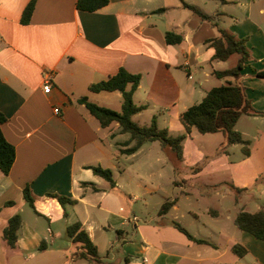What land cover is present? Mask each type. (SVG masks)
<instances>
[{
	"label": "crops",
	"instance_id": "obj_1",
	"mask_svg": "<svg viewBox=\"0 0 264 264\" xmlns=\"http://www.w3.org/2000/svg\"><path fill=\"white\" fill-rule=\"evenodd\" d=\"M30 1L0 0V112L7 119L2 124V132L16 150L9 174L0 172V262L264 264V240L255 239L234 224L240 211L264 210V206L248 210L249 202H243L241 192L236 201L234 188L243 189L245 185H225L230 189L225 188L219 195L215 208L207 209V214L216 220L227 212L234 229H227L223 220H219L222 226L212 227L206 236H196L186 228L196 239L207 240L209 244L194 242L171 226L175 220L167 219V215L178 209L177 198L165 197L143 222H139L134 212L129 214L132 208L124 212L123 205L129 202L127 196L132 202H138L140 189L156 192V188L145 185L138 169H133L126 177L128 169L119 165L121 156L135 158L147 143L132 155L122 154L121 149L129 138L115 141L121 134L118 124L102 128L79 102L86 97L106 108L116 103L117 108L109 109L117 111L120 107L121 110L120 92L96 93L89 87L125 68L141 76L133 102L137 106H147L134 119L142 117L150 106L166 113L173 109L180 119V115L199 103L209 90L233 80L214 75L216 71L227 70L216 69V64L225 63L236 55L226 61L212 60L215 51L208 41L219 36L218 28L185 8L180 0H109L96 12L77 10V0H35L30 22L24 25L21 18ZM253 1H219L217 10L212 14L204 13L215 15L218 27L236 39H247L246 47L252 61L262 59L263 66L256 64L250 71L247 70L252 66L251 60L248 62L240 79L242 85L246 71L255 76L264 69V30L261 26L264 25V6L258 7L255 16ZM230 6L234 9H228ZM160 9L165 10L157 12ZM171 9L177 14L170 17ZM239 11L244 14L243 20L236 14ZM163 14L169 16L168 23L159 25ZM227 19L230 25L222 27L221 23ZM168 31L182 36V42L168 45L165 41ZM48 75H51V90L45 93ZM244 87L249 99V88ZM112 144L119 148L114 151ZM98 166L113 172L114 187L94 174L91 167ZM180 185L181 193H187L185 184ZM26 186H30L39 214L24 200ZM227 195L232 196L235 205L232 210L222 207ZM56 196L70 198L76 203L63 206ZM10 201L14 205L6 206ZM166 201L175 203L162 216L159 211ZM241 202V207L237 208ZM26 205L48 222L44 231L35 221L26 220ZM16 214L21 215L22 226L17 246L10 251L2 240V232ZM77 221L96 245L98 259L81 258L77 254L80 245L67 237V227ZM130 227L132 232L128 231ZM101 233L115 234V243L109 240V250ZM215 236L219 240L216 241ZM42 241L45 250H39ZM236 244L244 246L248 254L242 258L234 254L232 247ZM115 248L120 249L121 257L109 254ZM102 250L106 251V256L102 255Z\"/></svg>",
	"mask_w": 264,
	"mask_h": 264
},
{
	"label": "rangeland",
	"instance_id": "obj_2",
	"mask_svg": "<svg viewBox=\"0 0 264 264\" xmlns=\"http://www.w3.org/2000/svg\"><path fill=\"white\" fill-rule=\"evenodd\" d=\"M185 1L206 14H212L220 4L216 0ZM252 3L254 7L253 14L257 16L258 7L264 6V0H254ZM167 9L169 10V8ZM228 9L233 10L234 8L230 6ZM170 11V17L177 14L174 9ZM236 14L240 20H243L244 14L241 11ZM168 17L163 14V20L159 21V25L161 23L163 25L167 24ZM221 25L228 28L230 20L227 19ZM261 26L264 30L263 23ZM237 58V55H234L229 61L216 64V69L224 70L234 67ZM257 60L252 61L251 58L252 66H249L247 71L255 68L256 64L260 66L262 59L257 58ZM247 71L243 74V86L249 88L248 95L254 108L264 111V79L250 76ZM109 108H117L116 103H112ZM119 108L116 110L120 111ZM162 110L150 106L142 117L134 120L141 125H149L152 120L149 118L154 115L158 126L167 129L171 135L185 134L186 132L175 110L172 109L167 113ZM234 129L242 135L243 139L249 141V156L244 154L242 145H227L226 138L222 133L203 135L196 129H193L191 137L187 136L183 142L181 162L175 160L173 155L169 154L170 152L163 150L157 141L147 143L135 158L127 159V156H121L119 165L128 169L125 174L126 177L131 174L130 171L138 169L143 176L145 185L150 189L152 187L156 188V192L150 193L140 189L138 202H132L133 200L127 196L129 202L123 205L124 212L127 211V208H132L129 214L134 212L140 218L139 222H143L154 213V210L161 204L159 202H162L165 197L168 199L177 198L178 209L172 215H167V219L179 222L192 234L196 236L204 234L206 236L212 227L222 226L219 220L226 221L224 225L227 229H234L233 221L228 217L227 212L223 218L216 220V218H212L207 214V209L217 206V201L220 199L219 195H222L225 188L230 189L225 186H230V184L238 187L245 185L246 191L241 192L240 196L243 197V202L245 200L249 202L247 205L248 210H256L260 206H264V117L244 115ZM126 138H129V135L118 134L115 141L123 142ZM113 144L112 147L116 151L119 147ZM129 166H131V170ZM195 169H199V171L196 173L194 172ZM175 179L185 181L183 184L186 186L187 193H181V188L174 186L173 181ZM231 197L227 195L223 198L222 207L230 208V210L235 207ZM240 205H242V202L236 207L239 208ZM24 217L30 222L35 221L37 227L43 231L47 227L48 222L44 218L36 216L27 205ZM171 226L173 227L172 223ZM128 231L132 232L133 230L130 227ZM101 234L105 238V246L107 245L109 250V240L112 239L115 243V234ZM214 238L216 241L219 240L218 236ZM7 249L10 250L9 247ZM119 250L112 249L109 254L120 256ZM102 252V255L106 256V251L102 250ZM0 264L9 263L6 261L4 263L0 262Z\"/></svg>",
	"mask_w": 264,
	"mask_h": 264
},
{
	"label": "trees",
	"instance_id": "obj_3",
	"mask_svg": "<svg viewBox=\"0 0 264 264\" xmlns=\"http://www.w3.org/2000/svg\"><path fill=\"white\" fill-rule=\"evenodd\" d=\"M183 6L195 14L199 15L204 21L209 22L212 26L218 28L219 36L209 40L210 46L214 49L212 60L226 61L232 55L239 56L237 64L230 69L224 71H216L214 75L219 79L232 78L226 83L214 87L209 90L204 98L197 104L187 108L180 115V122L185 129V134L171 135L165 128L158 126L156 117L154 116L149 125H140L134 120V117L147 109L146 105L137 106L133 102V94L137 90L141 76L128 72L125 68H120L115 75L108 79L92 84L89 87L91 92H120L123 98L122 108L120 111L99 106L88 101L86 97L79 99L81 104H84L88 111L99 121L102 128H107L111 124L116 123L121 134H128L129 139L121 149L122 154L132 155L136 153L144 144L149 142H159L163 150L170 152L174 159L178 162L183 158V142L190 136L193 129H196L200 134H214L221 132L226 138L227 145L240 144L245 155H250L249 141L243 139L242 135L234 128L238 120L244 116H263L264 112H259L252 106L251 101L246 96V89L240 83L242 72L251 60L250 52L247 50V39H236L235 36L227 33L218 27V23L214 21V16H209L202 13L197 7L180 0ZM225 2L226 0H219ZM109 0H77L76 9L86 12H96L105 7ZM35 9V0L30 1L23 11L21 23L26 25L30 22ZM165 9H160L157 12H162ZM165 41L168 45H177L182 42V36L173 31L165 33ZM259 79H264V69L255 74ZM6 117L0 112V172L8 175L14 161L16 159V150L4 136L2 132V124L6 122ZM94 174L102 177L114 187L113 172L110 169L102 167H91ZM195 169L194 172H198ZM183 184V181L174 180V185ZM181 186V185H180ZM236 192V201L238 193L246 189L234 188ZM23 197L30 208L35 210L34 197L30 186H26L23 190ZM61 205L75 204L76 201L70 198L56 196ZM175 201H166L160 208V215H166L174 205ZM6 206L14 205V202H6ZM173 226L183 233L188 239L199 244H209L207 240L196 239L191 233L176 221L172 222ZM235 226L246 233L251 234L257 240H264V210L256 212L240 211L235 219ZM22 226V217L20 214L12 216L2 232V240L5 244L13 249L16 248L19 233ZM67 237L72 239L74 243L80 245V251L77 253L81 258L98 259L96 245L90 239L88 233L83 228L82 224L77 221L67 227ZM45 242L39 246V250H45ZM232 251L239 257H244L248 254L247 249L236 244L232 247ZM77 255V256H78Z\"/></svg>",
	"mask_w": 264,
	"mask_h": 264
},
{
	"label": "built area",
	"instance_id": "obj_4",
	"mask_svg": "<svg viewBox=\"0 0 264 264\" xmlns=\"http://www.w3.org/2000/svg\"><path fill=\"white\" fill-rule=\"evenodd\" d=\"M50 77L51 75H48L44 84V91L45 93H49L51 90V83H50ZM56 113L58 112V109L54 110ZM133 220L135 221V218H133Z\"/></svg>",
	"mask_w": 264,
	"mask_h": 264
}]
</instances>
